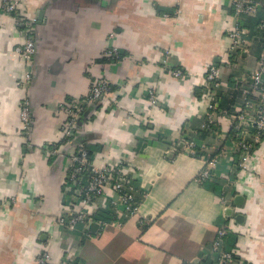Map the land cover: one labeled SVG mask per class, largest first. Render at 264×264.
Segmentation results:
<instances>
[{
  "label": "crops",
  "instance_id": "0c3cea01",
  "mask_svg": "<svg viewBox=\"0 0 264 264\" xmlns=\"http://www.w3.org/2000/svg\"><path fill=\"white\" fill-rule=\"evenodd\" d=\"M21 11L35 26L30 64L16 50L23 25L0 7V264H39L44 250L50 264H217L211 248L223 225L231 229L225 247L237 264H264V140L239 167L230 118L220 116L227 151L211 180L218 190L198 179L216 151L205 126V76L220 65L223 86L214 93L232 111L241 105L230 82L255 70L264 46L259 24L245 19L247 51L227 67L232 0H22ZM176 68L185 74L176 76ZM99 77L111 89L85 107L92 105L87 119L64 142L70 105ZM26 94L28 130L21 116ZM184 136L209 148L193 154ZM78 141L98 167L129 162L135 214L118 219L113 212L111 219L109 197L96 198L82 208L89 216L75 230L59 225L61 214L80 206V185L66 183ZM52 144L61 145L56 155Z\"/></svg>",
  "mask_w": 264,
  "mask_h": 264
},
{
  "label": "built area",
  "instance_id": "2783aa9c",
  "mask_svg": "<svg viewBox=\"0 0 264 264\" xmlns=\"http://www.w3.org/2000/svg\"><path fill=\"white\" fill-rule=\"evenodd\" d=\"M233 16L235 25L230 31L231 46L228 57L224 60L227 67H232L236 56L243 51H247L248 31L245 25L247 16H255L261 9L262 4L259 0H232ZM22 0H0V7L8 12L15 14L16 21L23 25L25 29V40L17 45L16 50L29 64L37 51L35 39V26L32 18L25 16L21 11ZM260 29H264V21L259 24ZM119 50L107 49L106 55H117ZM222 67L212 65L205 78L206 85L210 92V101L208 103L206 128L211 136L216 137L214 148L215 154L206 157L205 164L198 175L200 181L213 180L218 175V167L227 151L222 144V129L218 118L227 115L230 124L234 129L231 135V150L238 154L239 167L246 168V160L255 148L264 140V46L257 58L256 68L250 75H234L230 84L234 88L241 90L243 102L236 106L232 112L221 107V98L214 93L222 88ZM176 76L185 74L183 68L174 70ZM32 72L28 71L25 75L23 84L30 85ZM111 89V86L104 77L97 78L93 84L90 93L75 101L70 105L69 117L63 125L64 142L70 141L77 127V120L80 113L85 110L88 104L103 98ZM212 90V91H211ZM214 93V94H213ZM150 100L156 101V93L153 88L149 90ZM31 101L26 94L22 99L21 116L24 126L28 130L31 123ZM185 149L193 154L208 149L209 144L202 142L195 137L183 138ZM226 143V142H225ZM60 144H52L49 151L56 155L60 150ZM129 162H119L118 164H107L98 167L92 161L88 150L84 145H78L74 153L71 154L70 169L67 177V185L75 187L80 185L81 193L78 200L80 205L74 211L67 210L58 218L59 225L66 229L75 230L80 222H85L89 214L85 213L82 208L96 198L109 197L113 206L116 218L127 215H133L138 209L136 200V185L132 182V176L128 174ZM87 176L86 184H82V179ZM110 193V194H109ZM104 224V222H101ZM231 229L228 225L219 228L216 238L212 244L211 252L216 257L217 264H237L234 253L225 247V239ZM36 260L39 264H50L52 254L48 250L41 251L37 254ZM63 260L60 264H67Z\"/></svg>",
  "mask_w": 264,
  "mask_h": 264
},
{
  "label": "trees",
  "instance_id": "16d2710c",
  "mask_svg": "<svg viewBox=\"0 0 264 264\" xmlns=\"http://www.w3.org/2000/svg\"><path fill=\"white\" fill-rule=\"evenodd\" d=\"M245 19H247V21H250V23L252 24V25H258V24H260L261 22H263L264 21V8L261 10V11H259L255 16H247ZM259 26V25H258ZM258 35H260V37L262 38V40L264 41V29H260L259 27H258V29L255 31ZM235 90L234 91H239V92H241V90L240 89H238V88H234ZM221 93V92H220ZM220 93H219V96H220V98H221V107L223 108V109H225V110H227V111H229V112H232V108H233V106H232V108L230 107V105H228L227 103H226V101H225V99H224V101L222 100V97H221V95H220ZM222 101H223V104H222ZM92 107V105L90 106V107H88L86 110H83L81 113H80V115L78 116V120H77V122L79 123L80 121H82L83 119L85 120V119H87L86 117L88 116L87 115V113H88V111H89V109ZM80 120V121H79ZM78 144L80 145V144H82V145H84L85 147H86V149L88 150V152L89 153H91V150H90V148H89V146L88 145H86V144H84V141H78ZM200 152H198L197 154H199ZM86 182H87V176H84L83 177V179H82V184H86ZM204 185H206L207 187H210V188H213V189H216V190H218L217 189V187H216V185L214 184V181H211V180H207V181H203L202 182ZM110 203V202H109ZM110 206H111V209L109 210L110 212V218L112 219V214H113V206H112V204L110 203ZM229 235V234H228Z\"/></svg>",
  "mask_w": 264,
  "mask_h": 264
},
{
  "label": "water",
  "instance_id": "95a60500",
  "mask_svg": "<svg viewBox=\"0 0 264 264\" xmlns=\"http://www.w3.org/2000/svg\"><path fill=\"white\" fill-rule=\"evenodd\" d=\"M230 204H232V202H230ZM229 210H231V208H229ZM96 227H98V224L97 223L91 224V228H96Z\"/></svg>",
  "mask_w": 264,
  "mask_h": 264
}]
</instances>
